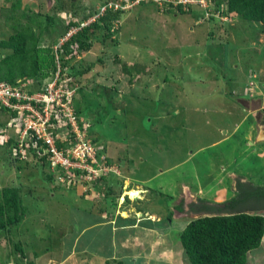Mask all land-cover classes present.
<instances>
[{"label":"rangeland","instance_id":"obj_1","mask_svg":"<svg viewBox=\"0 0 264 264\" xmlns=\"http://www.w3.org/2000/svg\"><path fill=\"white\" fill-rule=\"evenodd\" d=\"M12 1L0 0V41L13 33L2 15ZM20 1L18 14L41 16L55 3ZM62 1L68 7V0ZM105 1L77 0L75 14H53L40 47L55 52L67 41L69 22L82 20L84 11L98 14ZM167 9L165 3L145 0L109 15L110 28L103 24L97 30L91 50L71 48L60 64L64 83L75 92L78 117L91 125V138L124 171L123 177L109 178L129 181L131 187V179L142 178L153 189L147 204L165 210L175 204L178 182L197 179L204 197L226 201L235 197L239 180L264 186V25L241 17L211 20L198 6L183 8L182 14ZM10 53L0 48V59ZM52 54L45 50L41 56L50 64ZM10 118L0 109V124L5 127ZM29 160L16 161L12 147L0 148V188L20 189L25 212L21 224L1 235V264H104L86 254L67 257L77 239L81 248L91 233L83 232L93 221L88 212L104 203L93 202L94 191L84 198L75 185L60 186L64 190L54 195L55 174ZM108 202L110 197L105 203L113 210ZM180 225L173 232L176 244ZM247 264H264V238L249 252Z\"/></svg>","mask_w":264,"mask_h":264},{"label":"trees","instance_id":"obj_2","mask_svg":"<svg viewBox=\"0 0 264 264\" xmlns=\"http://www.w3.org/2000/svg\"><path fill=\"white\" fill-rule=\"evenodd\" d=\"M54 1L52 14L47 13L43 16L40 13L35 15L33 12L18 14L20 0L12 1L10 7L2 10L6 25L13 33L9 39L0 41V48L11 50L10 54L0 59V82L5 81L13 86H19L20 81H30L35 83L28 88L32 93L41 90L45 79L58 71L59 66L56 64L58 60L53 47L48 46L45 49L51 54L53 50V60L50 64L41 56L45 51V47H40L41 35L46 28L53 26V14L62 12L75 14L77 3L75 0H68V7H65L62 0ZM211 2L216 3L215 11L219 9L224 16L231 19L241 17L264 25V0H211ZM225 4L227 9L222 7ZM167 8L169 11L175 9L181 14L185 13L182 7L176 9L168 5ZM124 12H109L69 38L59 51L60 64H65V56L72 51L71 48H76L79 52L91 50V40L96 38L97 30L103 24L109 29L110 16ZM96 14L97 12L93 11L86 14L84 11L81 22H69L66 31L81 25L82 21L89 20ZM211 20L216 18L212 17ZM61 74L64 75L62 72ZM76 114L78 115L77 110ZM93 142L98 144L95 139ZM6 143H10L11 147L17 145L16 139L10 135L7 136ZM31 156L33 161L37 160L46 165L48 156L42 144L36 143ZM20 191L15 187L0 188V239L3 233L10 234L13 227L19 225L25 218ZM201 205L203 206L200 211L207 216L191 221L181 234V242L190 264H247L249 252L259 248L264 238V215L259 213L264 210V186H255L239 180L237 193L232 199L219 204H211L204 200L201 201Z\"/></svg>","mask_w":264,"mask_h":264},{"label":"built area","instance_id":"obj_3","mask_svg":"<svg viewBox=\"0 0 264 264\" xmlns=\"http://www.w3.org/2000/svg\"><path fill=\"white\" fill-rule=\"evenodd\" d=\"M145 0H109L100 8L96 16L79 26L72 27L66 40L82 28L90 26L98 18L109 12L128 11ZM174 8L190 9L198 6L204 16L227 21L217 7L211 9V0H156ZM76 32V33H75ZM55 48L58 71L55 78L44 82L42 89L30 92L25 82L13 86L0 82V109L11 114L6 126H0V145H4L7 136L15 137L17 145L12 147V154L20 162L32 160V148L42 144L47 153L45 163L55 174L62 186L82 187L83 192L92 185L109 178L112 174L122 176L121 169L110 161L108 153L93 142L89 134L91 125L81 120L76 114L75 92L68 87L60 71L59 51ZM53 77V76H52ZM51 79V78H50ZM252 91V90H251ZM82 121V122H81ZM80 122L82 124H80ZM98 146V147H97ZM29 160V161H30Z\"/></svg>","mask_w":264,"mask_h":264},{"label":"crops","instance_id":"obj_4","mask_svg":"<svg viewBox=\"0 0 264 264\" xmlns=\"http://www.w3.org/2000/svg\"><path fill=\"white\" fill-rule=\"evenodd\" d=\"M1 147L10 148L11 146L10 143L5 142L4 145H0ZM222 170L227 171L226 167H223ZM123 175L124 171L122 170V177ZM234 175L235 172L229 173V176H233L235 179ZM131 180L135 182L132 187L129 181H117L113 177L104 179L92 185L89 191L84 192V198H86L90 197L94 191L93 202H103L104 204L103 207L95 205L88 212L93 221L84 228L83 232L88 230L91 233L81 248L78 247L79 237L74 244V249L67 257L74 254L79 256L86 254L93 260L103 261L104 264H186L185 259L189 264L181 242L182 230L184 231L191 221L207 216L200 211L203 206L201 201L207 200L211 204H219L226 200H211L209 196L204 197L205 187H201V184L195 179L194 182L177 183L178 190L173 196L175 204L168 210L159 207L154 209L147 204L153 189L145 187L147 183L142 178ZM52 188L54 195L56 192L64 190L57 184ZM82 193L80 195L83 196ZM138 193L140 194L138 200H134L133 203L128 202L127 195L134 196L133 194ZM188 194L187 200L185 197H188ZM109 197L111 203L108 202V204L114 207L113 210L108 209L105 203ZM259 213L261 214L263 211ZM179 225L181 226L180 238L176 244L173 240V232L178 229ZM158 251L163 252L159 254Z\"/></svg>","mask_w":264,"mask_h":264},{"label":"bare ground","instance_id":"obj_5","mask_svg":"<svg viewBox=\"0 0 264 264\" xmlns=\"http://www.w3.org/2000/svg\"><path fill=\"white\" fill-rule=\"evenodd\" d=\"M134 195V197H136V198H139L140 197V194L138 193V194H133ZM137 214V213H136ZM139 214V213H138Z\"/></svg>","mask_w":264,"mask_h":264},{"label":"water","instance_id":"obj_6","mask_svg":"<svg viewBox=\"0 0 264 264\" xmlns=\"http://www.w3.org/2000/svg\"><path fill=\"white\" fill-rule=\"evenodd\" d=\"M139 192V191H138ZM131 198H133L134 200H138L139 198H136V197H134V196H132L131 194L129 195Z\"/></svg>","mask_w":264,"mask_h":264},{"label":"flooded vegetation","instance_id":"obj_7","mask_svg":"<svg viewBox=\"0 0 264 264\" xmlns=\"http://www.w3.org/2000/svg\"><path fill=\"white\" fill-rule=\"evenodd\" d=\"M76 1V0H75ZM166 8V7H165Z\"/></svg>","mask_w":264,"mask_h":264},{"label":"clouds","instance_id":"obj_8","mask_svg":"<svg viewBox=\"0 0 264 264\" xmlns=\"http://www.w3.org/2000/svg\"><path fill=\"white\" fill-rule=\"evenodd\" d=\"M106 2V1H105Z\"/></svg>","mask_w":264,"mask_h":264}]
</instances>
